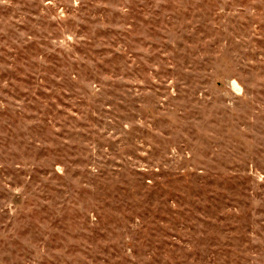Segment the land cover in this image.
I'll use <instances>...</instances> for the list:
<instances>
[{
    "label": "rangeland",
    "instance_id": "obj_1",
    "mask_svg": "<svg viewBox=\"0 0 264 264\" xmlns=\"http://www.w3.org/2000/svg\"><path fill=\"white\" fill-rule=\"evenodd\" d=\"M0 264H264V0H0Z\"/></svg>",
    "mask_w": 264,
    "mask_h": 264
}]
</instances>
